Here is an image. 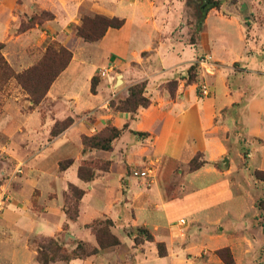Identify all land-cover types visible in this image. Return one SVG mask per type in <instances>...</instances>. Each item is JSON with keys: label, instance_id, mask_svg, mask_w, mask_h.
<instances>
[{"label": "crops", "instance_id": "1", "mask_svg": "<svg viewBox=\"0 0 264 264\" xmlns=\"http://www.w3.org/2000/svg\"><path fill=\"white\" fill-rule=\"evenodd\" d=\"M188 2L0 0L6 48L11 42L38 47L51 37L72 49L37 107L0 120L13 138L9 150L25 164L0 214V264H42L36 238H53L67 252L80 241L100 249L88 226L101 218L113 221V234L131 249L126 264H264V212L257 206L264 182L255 177L264 171V49L239 12L213 8L197 22ZM83 8L124 23L96 41L74 37L69 27L80 25ZM37 10L54 18L9 36L21 15ZM203 56L213 71L197 63ZM192 67L198 69L193 80ZM140 83L148 107L132 113L113 106ZM199 86L210 94L203 96ZM68 118L71 123L53 135L57 122ZM111 129L119 131L111 148L84 144V137L101 140ZM196 157L201 165L191 169ZM85 161L97 163L91 179L79 175ZM150 164L155 177L148 186L131 171ZM70 185L85 192L73 221L65 211ZM133 228L148 230L153 240L135 245L127 233ZM118 259L100 249L50 264Z\"/></svg>", "mask_w": 264, "mask_h": 264}, {"label": "rangeland", "instance_id": "2", "mask_svg": "<svg viewBox=\"0 0 264 264\" xmlns=\"http://www.w3.org/2000/svg\"><path fill=\"white\" fill-rule=\"evenodd\" d=\"M215 1L220 3V7L216 8L219 10V12H223L225 14L239 12L241 14L240 20L243 24H245V26H252L253 24V26H255V35L258 36L261 43V48L264 49V0ZM203 4L204 0H189L188 2L191 18L197 20V22L202 21L204 17ZM96 15L98 14L92 13L87 8L81 9L80 25L69 27L70 31L72 30V35L85 41L89 40H86L81 35L93 39L99 37L105 29V24L102 21L95 19ZM21 17L22 20L20 21L18 28L10 33V37H17L31 28L36 27L37 25H43L46 21L52 20L54 18V14L49 11L37 10L33 14L27 13L21 15ZM70 31H64V36H68ZM6 47L7 43L0 42V120L13 119V117L17 115L19 111L22 113L29 112L30 109L37 107L42 101V94L45 91L44 88L47 85L49 79L68 64L70 60V54H72V49L69 44H65V41H61L60 39H51V37H46L43 44L38 47H31L28 45L21 46L14 44V42H11L9 46L11 47L10 50L9 47ZM61 52L62 54L60 56L59 53ZM9 55H11L10 59ZM21 59L24 60L21 61ZM32 68H35L37 71L36 78H33L32 75L30 76L29 73L27 75V72ZM197 72V67L192 68V70L190 69L192 80L196 79L195 77L197 76ZM20 75H23L21 82L18 79V76ZM45 75H48L49 77L46 80L43 79V76ZM202 88L203 86H199L198 89L201 94ZM33 90H35L36 93H33ZM29 91H31L32 96ZM70 121L71 118L57 122L54 131H58L59 129L63 128ZM6 128H10V125L8 124ZM9 144L11 147L13 146L12 136L7 135L3 132V130L0 129V186L5 187L9 196V200H11V182L16 177L23 174L25 164L23 162V164L19 163L15 159L14 155L12 154V150H9ZM3 148L6 150L3 151ZM95 165H97L95 162H83L82 166L80 167V171L83 170V179L86 177L89 178L90 176L93 177L92 168ZM19 166L21 167L22 172H17V168ZM70 186L69 192L66 195L67 198L65 209L66 207H73L76 201ZM6 206L7 204L5 207ZM257 206L259 207V202L257 203ZM95 223V228H90L92 233L96 236V230L99 231L98 234L100 238H102L104 242L107 243L110 240L108 232L113 234V221L108 218H101ZM260 223L264 226V221ZM127 233L132 238L135 245H139L145 240H153L150 239L153 238L151 233L143 228H133ZM114 236L119 240V244L106 247L103 250L112 251L119 257V259L116 261V264H126L131 260V249L127 245L122 244L120 238H118L115 234ZM32 242H35L38 246H48L49 244L48 238H36V240L32 239ZM80 242L84 244V247L87 251H90L92 248H94V246L89 243L83 241ZM72 251H68V253H71Z\"/></svg>", "mask_w": 264, "mask_h": 264}, {"label": "trees", "instance_id": "3", "mask_svg": "<svg viewBox=\"0 0 264 264\" xmlns=\"http://www.w3.org/2000/svg\"><path fill=\"white\" fill-rule=\"evenodd\" d=\"M203 11H204V17L207 15V13L213 9V8H218L220 7V3L218 1L215 0H204V4H203ZM95 19L102 21L105 24V29L103 31V33L93 39L84 35H81L83 38H85L86 40L89 41H96L99 40L104 34L105 32L108 30V28L112 27V28H119L123 25L124 20H121L117 17H113V18H109V17H105V16H100V15H96ZM202 19V20H203ZM202 22V21H200ZM3 47V46H2ZM62 52L59 53V55L61 56ZM72 58V54H70V60ZM69 60V62H70ZM68 62V64H69ZM68 64L63 67L62 69H60V71L55 74L53 77H51L47 83V85L44 88V92L42 94V99H44V97L47 94V91L49 90L51 84L53 83V81L57 78V76L68 66ZM36 68V67H35ZM35 68H32L31 70H29L27 72V75L29 73V75L33 78H36L37 76V71L35 70ZM194 68V67H192ZM191 68V70H192ZM26 74V73H25ZM23 78V75L18 76L19 81L21 82ZM49 78L48 75L43 76V79H47ZM95 85H96V78L93 79V85H92V89L93 91L95 90ZM31 96L32 93L31 91H29ZM33 93H36L35 90L32 91ZM144 92H145V83H140L137 85H134L133 87H131L130 89V95L123 100H120L118 102V104L116 105L115 103H113V106H115L117 109L119 110H126L132 113H136L139 107H148L150 105V100L144 96ZM71 123L68 122V124H66L63 128L59 129L58 131H53V135L57 134L60 130L65 129L69 124ZM119 131H117L116 129H111V134H107V136H105L103 139L101 140H97L96 138H88V137H84L83 141L84 144L86 146H94V147H98V148H102V149H109L110 147V142L111 139L114 138V136L118 135ZM198 157L194 158L191 163H190V168L191 169H196L201 165V162H198ZM71 161H64L60 163V166L62 169L66 168ZM79 175L84 178V174H83V170H79ZM92 177V176H90ZM89 177V178H90ZM255 177L256 179L263 181L264 182V171H255ZM87 179H89L88 177H86ZM85 178V179H86ZM71 191L73 192L74 196H75V205L72 207H66L65 211L69 217L70 220H76L78 218L79 215V202L80 199L83 197L84 195V191L81 189H78L77 187L71 185ZM259 208L264 212V199H261L259 201ZM100 219H97L96 221H98ZM96 221H94L93 223H91L88 227L94 229L95 225H96ZM96 230V229H95ZM99 231L96 230V238L99 244L100 249H105L106 247H110V246H114L119 244V240L114 236V234L108 232V236H109V241L106 243L104 242V240L102 238H100L99 236ZM152 239V238H150ZM49 244L48 246H41V249L39 251L38 254V259L41 261L42 264H50L51 262H54L56 260H65V261H69L73 258H86L88 256H91L93 254H96L100 251L99 248L94 247L92 248V250L87 251L86 248L84 247V244L82 242L78 243L77 248L75 250H73L71 253H68L67 250L62 247L55 239L50 238L48 239ZM112 241V242H111ZM161 254H163L161 252Z\"/></svg>", "mask_w": 264, "mask_h": 264}, {"label": "built area", "instance_id": "4", "mask_svg": "<svg viewBox=\"0 0 264 264\" xmlns=\"http://www.w3.org/2000/svg\"><path fill=\"white\" fill-rule=\"evenodd\" d=\"M197 63L202 66V68L206 69L208 72L213 71V66L210 62V58L208 56H203L199 58ZM210 94V90L208 87L204 86L202 88V95L208 96ZM17 172H22L21 167L19 166L17 168ZM131 175L135 178L143 179L146 181L148 186H151L154 183V177H155V166L154 164H150L145 166L142 169H133L131 171ZM9 201V196L7 193V190L5 187L0 186V214L4 211L5 205ZM182 223H184V220H181Z\"/></svg>", "mask_w": 264, "mask_h": 264}]
</instances>
